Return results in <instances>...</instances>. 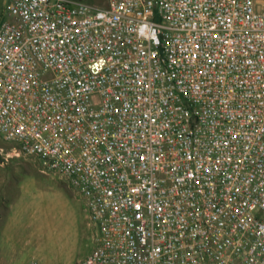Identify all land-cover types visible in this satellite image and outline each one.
I'll return each instance as SVG.
<instances>
[{
	"label": "built area",
	"instance_id": "1",
	"mask_svg": "<svg viewBox=\"0 0 264 264\" xmlns=\"http://www.w3.org/2000/svg\"><path fill=\"white\" fill-rule=\"evenodd\" d=\"M8 15L0 133L82 196V264H264V0Z\"/></svg>",
	"mask_w": 264,
	"mask_h": 264
},
{
	"label": "rangeland",
	"instance_id": "2",
	"mask_svg": "<svg viewBox=\"0 0 264 264\" xmlns=\"http://www.w3.org/2000/svg\"><path fill=\"white\" fill-rule=\"evenodd\" d=\"M104 6L107 0H88ZM11 0H0V22L9 18ZM0 176L19 194L17 216L0 226V264H82L97 244L84 200L67 181L40 170L34 156L20 152L0 133ZM1 180V178H0Z\"/></svg>",
	"mask_w": 264,
	"mask_h": 264
},
{
	"label": "crops",
	"instance_id": "3",
	"mask_svg": "<svg viewBox=\"0 0 264 264\" xmlns=\"http://www.w3.org/2000/svg\"><path fill=\"white\" fill-rule=\"evenodd\" d=\"M0 164L4 163L0 159ZM39 165V163H38ZM0 226L6 223V220L15 218L17 216V208L19 203V194L14 186H2L7 182V178L0 176ZM34 259V258H33Z\"/></svg>",
	"mask_w": 264,
	"mask_h": 264
}]
</instances>
